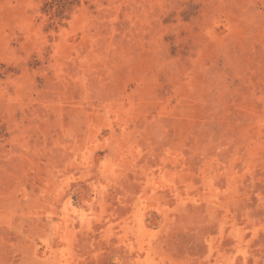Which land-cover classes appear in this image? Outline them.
<instances>
[{
	"label": "rangeland",
	"instance_id": "374dc122",
	"mask_svg": "<svg viewBox=\"0 0 264 264\" xmlns=\"http://www.w3.org/2000/svg\"><path fill=\"white\" fill-rule=\"evenodd\" d=\"M0 264H264V0H0Z\"/></svg>",
	"mask_w": 264,
	"mask_h": 264
}]
</instances>
